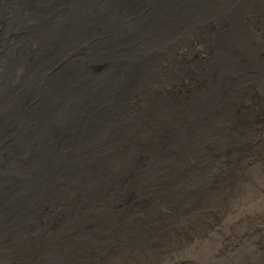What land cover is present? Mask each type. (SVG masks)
<instances>
[{"label":"bare ground","instance_id":"1","mask_svg":"<svg viewBox=\"0 0 264 264\" xmlns=\"http://www.w3.org/2000/svg\"><path fill=\"white\" fill-rule=\"evenodd\" d=\"M263 177L264 0H0V264L168 262Z\"/></svg>","mask_w":264,"mask_h":264},{"label":"rangeland","instance_id":"2","mask_svg":"<svg viewBox=\"0 0 264 264\" xmlns=\"http://www.w3.org/2000/svg\"><path fill=\"white\" fill-rule=\"evenodd\" d=\"M150 1V0H149ZM147 53H150L149 48L147 49ZM256 169L259 168V165L256 164ZM260 180V181H259ZM257 181V183H254L253 185V189L249 190H245V192L247 193H242L243 195H241L239 198H235L232 199L229 202V207H231L232 205H234L233 207H231L229 210H223L222 211V215H220L217 221L216 220H209V222H207L206 224L208 225L207 230L205 229L203 230H195L192 231L191 233L193 234H198V237H192V241H190L188 248L182 251H179L180 253L173 255V259L167 262V260H165L164 262L160 263V264H210L211 262L213 264H219L222 261V264H225L226 261H230L233 260V262L236 261H240V259H242V257H240L242 255V253H246L247 255L251 258V259H256V252L255 250H259L260 248H262V250H264L263 247H261V243L260 240L258 239L257 234L255 233L254 235V231L248 230L246 229L247 227H245L243 224L246 222H256V220H260L262 222V224L264 225V177L263 179H259ZM250 186V185H249ZM258 186H262L259 190ZM255 188V189H254ZM263 188V189H262ZM259 190V191H258ZM256 191V192H255ZM261 191V192H260ZM249 193V194H248ZM257 193V194H255ZM247 194V195H246ZM247 196V197H246ZM252 197V198H251ZM238 199V200H237ZM261 199V200H259ZM236 200V201H234ZM239 201H243V202H239ZM235 202V204H234ZM239 202V203H238ZM238 203V204H237ZM241 204V206H240ZM244 204V205H243ZM239 205V206H238ZM213 206L217 207L214 203ZM236 206V207H235ZM214 207V208H215ZM228 207V208H229ZM239 207V208H238ZM218 208V207H217ZM216 208V210H217ZM234 208V209H233ZM237 208V209H236ZM261 208V209H260ZM252 210V211H251ZM257 210V211H256ZM262 210V211H261ZM227 211V212H226ZM232 211H235L232 213ZM246 211V213L244 212ZM251 211V212H250ZM255 211V212H254ZM224 212V213H223ZM231 214H230V213ZM250 212V213H247ZM254 212V213H253ZM257 212V213H256ZM260 212V213H259ZM263 212V214H262ZM227 213V214H226ZM246 215H245V214ZM259 213V215L257 216V214ZM244 214V215H243ZM249 214V215H248ZM248 215V216H247ZM262 215V216H261ZM206 216H208V218H211V214H207ZM253 218H252V217ZM239 217V218H238ZM204 218V217H202ZM226 218V220H225ZM237 218V219H235ZM243 218V219H242ZM260 218V219H259ZM233 219V220H232ZM246 220V221H245ZM250 220V221H249ZM217 221V222H216ZM221 221V222H220ZM223 221V222H222ZM235 221V222H234ZM234 222V223H233ZM216 223V224H215ZM229 223V224H228ZM237 223V224H236ZM181 221L177 220L175 222V229H180L182 228L181 226ZM218 224V225H217ZM224 224V225H223ZM231 224V225H230ZM222 225V226H221ZM180 226V227H179ZM240 226V227H239ZM230 227V228H229ZM218 228V229H217ZM223 228V229H222ZM216 229V230H215ZM231 229V230H230ZM236 229V230H235ZM242 230V231H240ZM245 230V231H244ZM201 231V232H200ZM224 231V232H221ZM226 231V232H225ZM233 231V232H232ZM244 231V232H243ZM247 231V232H246ZM212 232V233H211ZM264 232V231H263ZM205 233V234H204ZM208 233V234H206ZM219 235H218V234ZM228 234V235H227ZM245 234V235H244ZM200 235V236H199ZM204 235V236H203ZM212 235V236H211ZM217 235V236H216ZM225 235V236H224ZM227 235V236H226ZM234 237H233V236ZM242 237H241V236ZM210 236V237H209ZM215 236V237H214ZM232 236V237H231ZM246 236V237H245ZM212 237V238H211ZM231 237V239H230ZM238 237V238H237ZM245 237V238H244ZM198 238V239H197ZM201 238V239H200ZM204 238V239H203ZM197 239V240H196ZM220 239V240H219ZM223 239V240H222ZM229 239V240H228ZM234 239H238V241H234ZM254 241H253V240ZM186 240V239H185ZM199 240V241H198ZM233 240V241H232ZM242 240V241H240ZM196 241V242H194ZM203 241V242H202ZM210 241V242H209ZM214 243H213V242ZM219 243H218V242ZM247 241V242H246ZM198 242V243H197ZM201 242V243H200ZM217 242V243H216ZM224 242L226 243L224 246H227L228 249H226V247L224 248V250L222 251H218V248H220L221 246H223ZM232 242V243H231ZM240 242V243H239ZM243 242V243H242ZM246 242V243H244ZM196 243V244H194ZM206 243V244H205ZM222 243V245H221ZM236 243V245H235ZM238 243V244H237ZM242 243V244H241ZM257 243L259 246H257ZM199 244V245H198ZM249 244V245H248ZM252 244V245H251ZM195 245V246H193ZM201 245V247H200ZM211 245V246H210ZM214 247H213V246ZM218 247H217V246ZM220 245V246H219ZM193 246V247H191ZM243 246V247H242ZM245 246V247H244ZM250 246V247H249ZM195 247V248H194ZM236 247V248H235ZM247 247V248H246ZM192 248V249H191ZM213 248V249H212ZM239 248V249H237ZM243 248V249H242ZM246 248V249H245ZM251 248V249H250ZM256 248V249H255ZM200 249V250H199ZM203 249V250H202ZM236 249V250H235ZM242 249V251H241ZM255 249V250H254ZM189 252H188V251ZM197 250V251H196ZM206 250V251H204ZM214 250V251H213ZM235 250V251H234ZM250 250V251H249ZM196 251V252H195ZM199 251V252H198ZM218 251V252H217ZM239 251V252H238ZM132 252V251H131ZM193 252V254H192ZM202 252V253H201ZM207 252V253H206ZM210 252V253H209ZM213 252V253H212ZM242 252V253H241ZM134 255V252H132ZM132 253H130L129 256L132 255ZM187 253V254H186ZM205 253V254H204ZM209 253V254H208ZM238 253V256H237ZM251 253V254H250ZM186 254V255H184ZM191 254V255H190ZM198 254V256H196ZM204 254V256H203ZM208 254V255H207ZM229 254V255H228ZM217 255V256H216ZM234 255V256H233ZM182 256V258H181ZM185 256V257H184ZM193 256V257H192ZM231 258H230V257ZM255 256V257H254ZM175 257V258H174ZM191 257V258H190ZM203 257V258H202ZM226 259H225V258ZM236 257V258H235ZM186 258V259H185ZM190 258V259H189ZM196 258V259H195ZM199 258V260H198ZM177 259V261L175 262V260ZM204 261H203V260ZM174 260V261H173ZM190 260V262H189ZM194 260V261H193ZM208 260V261H207ZM212 260V261H211ZM218 262H217V261ZM236 260V261H235ZM193 261V262H191ZM196 261V262H195ZM225 261V262H224ZM181 262V263H180ZM184 262V263H183ZM205 262V263H204ZM210 262V263H209ZM215 262V263H214ZM211 263V264H212ZM229 263V262H228Z\"/></svg>","mask_w":264,"mask_h":264}]
</instances>
